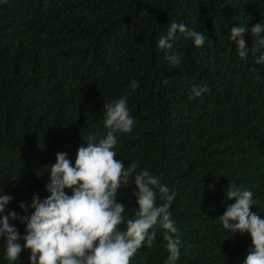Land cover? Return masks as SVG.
<instances>
[{
	"label": "trees",
	"instance_id": "16d2710c",
	"mask_svg": "<svg viewBox=\"0 0 264 264\" xmlns=\"http://www.w3.org/2000/svg\"><path fill=\"white\" fill-rule=\"evenodd\" d=\"M262 21L264 0H0V189L14 197L9 209L22 215L21 202L47 197L45 168L60 152L74 165L89 137L106 135L105 103L126 96L135 127L119 135L116 158L176 193L177 264H243L250 234L233 235L218 218L235 203L230 183L252 191L250 210L264 217V65L254 63L260 52L241 59L229 34L247 25L251 49ZM173 22L208 36L201 48L179 39L175 68L158 47ZM192 85L208 91L190 99ZM125 187L118 200L132 218L135 186ZM165 244L157 230L131 264H164Z\"/></svg>",
	"mask_w": 264,
	"mask_h": 264
},
{
	"label": "clouds",
	"instance_id": "9594fccd",
	"mask_svg": "<svg viewBox=\"0 0 264 264\" xmlns=\"http://www.w3.org/2000/svg\"><path fill=\"white\" fill-rule=\"evenodd\" d=\"M247 30V25L232 27L229 40L236 44L241 59H247L250 52H260L254 63L264 65V21L250 30L254 37L251 49L244 39ZM179 39L191 40L201 48L208 36L185 23H170L158 47L173 68L182 61L174 49ZM130 84L133 90L139 87L136 80ZM207 91V85H192L190 99ZM103 118L106 135L99 140L89 137L87 146L78 149L74 165L67 153H57L56 162L45 168L50 174L45 186L49 195L42 199L33 194L30 203L21 202L22 215L9 209L14 197L0 189V246L7 264L23 262L24 250H30L28 264H131L139 249L154 246L157 230L166 242L164 264H177L182 241L170 211L176 193L138 162L129 161L125 166L123 159L116 158L119 135L130 134L135 127L127 97L105 103ZM130 180L138 205L132 218L125 214L126 204L118 200L120 190ZM157 190L163 203L157 204ZM226 200L235 203L218 218L223 228L233 235L250 234L252 239L253 247L243 264H264V217L250 210L256 204L253 192L230 183ZM15 221L25 226V234H20ZM122 224L126 227L121 228Z\"/></svg>",
	"mask_w": 264,
	"mask_h": 264
}]
</instances>
